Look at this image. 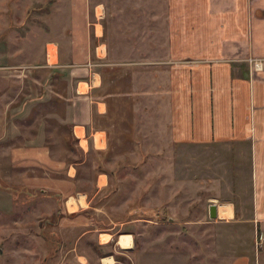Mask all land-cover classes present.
Here are the masks:
<instances>
[{"label":"rangeland","instance_id":"1","mask_svg":"<svg viewBox=\"0 0 264 264\" xmlns=\"http://www.w3.org/2000/svg\"><path fill=\"white\" fill-rule=\"evenodd\" d=\"M166 3L0 0V61L30 66L20 72L36 94L32 83L49 77L37 67L47 44H56L55 57L90 63L102 79L94 96L106 107L96 124L107 130L106 144L98 135L103 148L91 140L83 148L72 136L66 141L69 129L52 117V162L32 172L48 177L51 189L0 181V264H79L81 254L89 264L112 255L119 264H214L223 228L209 222L216 220L209 207L249 205L250 153L246 145L173 141ZM76 69L51 75V89L91 76ZM47 104L53 112L64 107L54 98ZM124 235L132 238L129 250L118 244Z\"/></svg>","mask_w":264,"mask_h":264},{"label":"crops","instance_id":"2","mask_svg":"<svg viewBox=\"0 0 264 264\" xmlns=\"http://www.w3.org/2000/svg\"><path fill=\"white\" fill-rule=\"evenodd\" d=\"M166 2L173 63L169 80L173 141L246 145L250 153L249 205L243 210L233 203L218 206L219 219L209 221L223 228L213 262L264 264V0ZM52 44H47L44 63L37 65L46 68L49 76L32 83L36 89L39 85L37 94L27 90L24 71L20 72L30 66L0 61V181L6 186L12 187L13 181L16 186L51 189L48 177L32 172L52 162L48 141L52 117L69 129L66 141L72 136L83 148L82 142L89 147L90 140L103 148L97 143L100 134L107 143V130L96 124L106 115L105 103L94 96L102 84L100 74L92 72L90 63L76 61V54L69 62L62 52L53 56ZM254 61H261L263 68L255 70ZM78 65L91 71L87 80L74 77L71 87L51 89V75L68 70L76 75ZM81 84L87 85L85 91ZM51 98L64 107L53 112L47 104ZM124 236L118 244L129 250L132 238L125 246ZM230 245L232 252L227 250ZM96 257L99 264L121 261L115 255ZM89 259L93 260L84 254L78 257L79 264H89Z\"/></svg>","mask_w":264,"mask_h":264},{"label":"water","instance_id":"3","mask_svg":"<svg viewBox=\"0 0 264 264\" xmlns=\"http://www.w3.org/2000/svg\"><path fill=\"white\" fill-rule=\"evenodd\" d=\"M209 215L211 219H217L218 218V205L212 204L209 207Z\"/></svg>","mask_w":264,"mask_h":264},{"label":"built area","instance_id":"4","mask_svg":"<svg viewBox=\"0 0 264 264\" xmlns=\"http://www.w3.org/2000/svg\"><path fill=\"white\" fill-rule=\"evenodd\" d=\"M263 68V63L261 61H254V69L261 70Z\"/></svg>","mask_w":264,"mask_h":264},{"label":"bare ground","instance_id":"5","mask_svg":"<svg viewBox=\"0 0 264 264\" xmlns=\"http://www.w3.org/2000/svg\"><path fill=\"white\" fill-rule=\"evenodd\" d=\"M123 239H124L123 242H122L123 245L128 246L130 244L131 237L130 236H124Z\"/></svg>","mask_w":264,"mask_h":264},{"label":"trees","instance_id":"6","mask_svg":"<svg viewBox=\"0 0 264 264\" xmlns=\"http://www.w3.org/2000/svg\"><path fill=\"white\" fill-rule=\"evenodd\" d=\"M60 213H61V208L58 209V213H57L58 216L61 215ZM55 218H56V217H55ZM51 221H53V218H47V220H46V222H51Z\"/></svg>","mask_w":264,"mask_h":264}]
</instances>
